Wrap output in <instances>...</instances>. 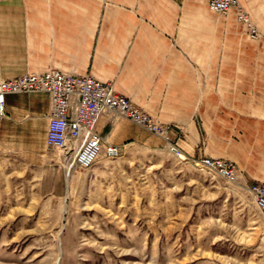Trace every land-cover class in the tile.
<instances>
[{
    "label": "rangeland",
    "instance_id": "rangeland-1",
    "mask_svg": "<svg viewBox=\"0 0 264 264\" xmlns=\"http://www.w3.org/2000/svg\"><path fill=\"white\" fill-rule=\"evenodd\" d=\"M240 2L260 37L249 36L235 10L217 13L219 52L247 57V80L236 85L264 86V0ZM18 28L2 30L10 43L0 45L19 62L13 68L64 49L47 29ZM126 120L135 135L104 140L88 169L69 170L57 149L37 160L17 141L0 146V264H264V218L250 191L264 181L237 166L239 178L230 183L197 166L202 157H183L170 143L172 126L161 123L169 127L166 140ZM110 144L118 156L106 153Z\"/></svg>",
    "mask_w": 264,
    "mask_h": 264
},
{
    "label": "crops",
    "instance_id": "crops-1",
    "mask_svg": "<svg viewBox=\"0 0 264 264\" xmlns=\"http://www.w3.org/2000/svg\"><path fill=\"white\" fill-rule=\"evenodd\" d=\"M217 15L203 0H0V45L10 43L2 30L30 25L49 30L64 47L18 68L0 50V80L47 69L91 74L172 126L170 143L183 157H222L264 181V86L236 85L250 66L245 55L219 52ZM50 112L46 92L4 94L0 146L17 141L42 160ZM135 127L112 114L98 123L104 140L115 144L132 138Z\"/></svg>",
    "mask_w": 264,
    "mask_h": 264
},
{
    "label": "built area",
    "instance_id": "built-area-1",
    "mask_svg": "<svg viewBox=\"0 0 264 264\" xmlns=\"http://www.w3.org/2000/svg\"><path fill=\"white\" fill-rule=\"evenodd\" d=\"M209 8L218 14L236 11L239 21L249 36L258 39L257 24L240 0H207ZM41 91L50 95L51 112L46 134V145L60 150L68 163V169H88L103 152L104 137L98 130L101 117L115 113L136 125L169 140V127L159 123L146 111L136 106L126 95L115 90L113 85L95 78L91 74H71L60 69L23 73L0 80V107L6 93ZM175 151L178 149L173 145ZM106 153L116 157L120 153L117 145L110 144ZM197 166L213 172L228 182L239 178V169L231 161L220 157H202L195 160ZM258 213L264 218V184L250 187Z\"/></svg>",
    "mask_w": 264,
    "mask_h": 264
}]
</instances>
